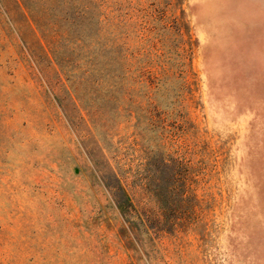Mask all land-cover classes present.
I'll use <instances>...</instances> for the list:
<instances>
[{
	"label": "rangeland",
	"instance_id": "rangeland-1",
	"mask_svg": "<svg viewBox=\"0 0 264 264\" xmlns=\"http://www.w3.org/2000/svg\"><path fill=\"white\" fill-rule=\"evenodd\" d=\"M22 1L0 264H264V0Z\"/></svg>",
	"mask_w": 264,
	"mask_h": 264
},
{
	"label": "trees",
	"instance_id": "trees-1",
	"mask_svg": "<svg viewBox=\"0 0 264 264\" xmlns=\"http://www.w3.org/2000/svg\"><path fill=\"white\" fill-rule=\"evenodd\" d=\"M22 1V0H21ZM23 3V6L26 8V9H28L29 11H31V8H29V6H27V4H25V2L24 1H22ZM100 6H102V3L101 4H99ZM114 11L115 12H117V11H120V8L122 7V3L121 2H119V0H117L115 3H114ZM119 209L121 210V206H119Z\"/></svg>",
	"mask_w": 264,
	"mask_h": 264
}]
</instances>
